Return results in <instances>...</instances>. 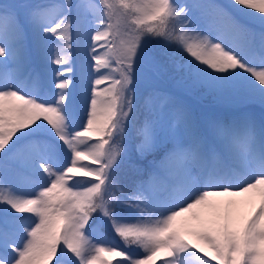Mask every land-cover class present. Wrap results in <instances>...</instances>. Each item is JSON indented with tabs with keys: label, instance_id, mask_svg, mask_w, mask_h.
I'll list each match as a JSON object with an SVG mask.
<instances>
[{
	"label": "snow or ice",
	"instance_id": "obj_1",
	"mask_svg": "<svg viewBox=\"0 0 264 264\" xmlns=\"http://www.w3.org/2000/svg\"><path fill=\"white\" fill-rule=\"evenodd\" d=\"M158 260L264 264V0H0V264Z\"/></svg>",
	"mask_w": 264,
	"mask_h": 264
},
{
	"label": "rangeland",
	"instance_id": "obj_2",
	"mask_svg": "<svg viewBox=\"0 0 264 264\" xmlns=\"http://www.w3.org/2000/svg\"><path fill=\"white\" fill-rule=\"evenodd\" d=\"M219 2L221 3H226L227 0H219ZM78 66V64H77ZM256 204H258V200L256 201ZM254 205H246V206H242L241 210H240V214L243 218H246L247 215H249L251 213V211L253 210ZM115 238V237H114ZM189 239H192L191 237H188ZM116 239V238H115ZM113 264H115V261L113 262ZM157 264H161V261H157Z\"/></svg>",
	"mask_w": 264,
	"mask_h": 264
},
{
	"label": "trees",
	"instance_id": "obj_3",
	"mask_svg": "<svg viewBox=\"0 0 264 264\" xmlns=\"http://www.w3.org/2000/svg\"><path fill=\"white\" fill-rule=\"evenodd\" d=\"M192 103L197 105V107H215L213 101L210 98L193 99ZM116 239L118 240V238Z\"/></svg>",
	"mask_w": 264,
	"mask_h": 264
}]
</instances>
